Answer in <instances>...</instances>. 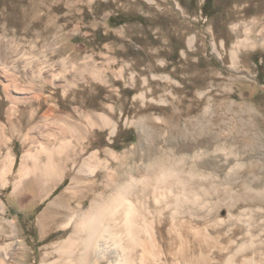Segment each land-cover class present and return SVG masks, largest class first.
Returning <instances> with one entry per match:
<instances>
[{
	"label": "rangeland",
	"instance_id": "rangeland-1",
	"mask_svg": "<svg viewBox=\"0 0 264 264\" xmlns=\"http://www.w3.org/2000/svg\"><path fill=\"white\" fill-rule=\"evenodd\" d=\"M206 3L0 0L4 43L46 62L48 80L58 78L57 86L33 78L49 98L42 110L30 104L21 108L24 115L0 121V173L9 150L15 158L10 184L0 186V199L5 218L17 229L15 238L0 235V264L8 243L14 245V255H8L7 264H63L56 245L72 232L65 226L71 212L87 210L91 201L83 186L74 197L66 193L71 170L64 182L43 191L39 177L30 176L14 194L26 152L36 154L41 164L48 153L57 163L68 155L81 164L95 151L99 159L112 162L105 150H127L136 156L129 163L136 169L143 163L141 154L152 146L186 158L179 163L176 218L191 214L186 251L193 264H264V0ZM234 48L240 59L235 64ZM21 81L31 82L27 77ZM8 106L1 101L0 112ZM101 115L116 124L114 135L102 127ZM155 116L161 120H149ZM140 118L149 123L144 130L157 128L162 138L151 142L140 133L132 124ZM193 119L208 125L202 132L212 143L208 152L182 149L193 138L187 137ZM219 132L220 143L215 142ZM88 140L92 145L80 154ZM60 144H67L66 152H56ZM96 176L103 180V173ZM169 228L166 217L156 249L160 264H173L183 252L180 237L185 234L177 226L171 236ZM150 261L158 263L153 257Z\"/></svg>",
	"mask_w": 264,
	"mask_h": 264
},
{
	"label": "bare ground",
	"instance_id": "bare-ground-1",
	"mask_svg": "<svg viewBox=\"0 0 264 264\" xmlns=\"http://www.w3.org/2000/svg\"><path fill=\"white\" fill-rule=\"evenodd\" d=\"M3 40L5 39L0 37V87L2 89L0 102H7L9 106L3 114L0 112V121L4 117L10 121L24 115L21 108L30 104L38 105L39 110L48 105L49 98L44 94V87L34 85L33 78L44 83L50 82L54 86L58 85V78L53 77L48 80L46 62L33 60L28 57V53L22 52L14 45L15 48L11 42L5 44ZM212 45L216 51L217 45L215 43ZM221 46L225 47L224 42H221ZM231 59L233 64L240 60L236 48L231 51ZM21 77H27L31 82L23 84ZM159 78L162 81H171L169 76ZM202 95L199 93L200 97ZM100 118L102 127H109L110 134L114 135L117 131L116 124L110 122L105 115H101ZM149 120H161V118L155 116ZM189 122L192 126L190 135L187 137L192 136L193 138L189 139L182 149L190 153V151L205 148L208 152L212 148V143L208 140V136H203L202 133L207 131L208 125L203 119H193ZM132 124H135L137 129L141 128L140 133L144 132L151 142L162 138L163 133L159 129L146 130L149 124L146 119L140 118L132 121ZM144 127L147 128L144 130ZM32 130L30 128L27 131L25 139L29 138ZM220 134V132L217 133L215 142L222 141ZM87 142L80 149V154L92 145L93 140ZM60 145L56 152L64 153L67 144ZM219 145L216 143L215 148ZM182 149L180 148V154L183 153ZM135 150L133 149L134 152ZM151 150L141 154L143 163L136 169L133 168L132 163L129 164L136 156L134 157L132 151L127 150L122 153H116L111 149L105 150L112 162L108 159H99L95 151L90 153V158L81 164H78L75 159H70L68 155L65 160L59 158L57 163L52 158L54 154L51 153H48V161L41 164L36 154L26 152L22 156L17 179L13 184V193L18 194L30 176L39 177L42 191L49 186L57 187L66 180L69 170L73 172L66 193L74 197L80 186L86 187L84 189H87L89 196L91 195L88 209L71 212L69 223L65 226L71 227L72 232L65 241L56 245V252L60 255L63 264H134L136 260L138 264H150L152 257L158 262L157 264H160L159 258L156 257V249L162 243L166 217L170 219L169 235L172 236L177 226L182 229V235L185 234V236H179L183 252L176 256L173 264H193L186 251L189 242L187 237L192 231L191 214L188 211L184 218H176V204L179 195L177 186L179 182L182 183L178 173L179 163L184 162L186 158L175 157L156 148ZM0 155H2L1 147ZM14 166L15 158L13 152L9 150L1 166L0 186L2 188L10 184L9 176L13 173ZM100 172L103 173V180L97 181L96 175ZM6 213V205L0 199V215L2 216L0 235L3 238H12L17 234L16 223L5 218ZM13 246L8 243L3 247L2 264H7L5 260L8 255H14Z\"/></svg>",
	"mask_w": 264,
	"mask_h": 264
},
{
	"label": "trees",
	"instance_id": "trees-1",
	"mask_svg": "<svg viewBox=\"0 0 264 264\" xmlns=\"http://www.w3.org/2000/svg\"><path fill=\"white\" fill-rule=\"evenodd\" d=\"M211 2V0H207V3H206V5L208 4V3H210ZM206 7V6H205Z\"/></svg>",
	"mask_w": 264,
	"mask_h": 264
}]
</instances>
